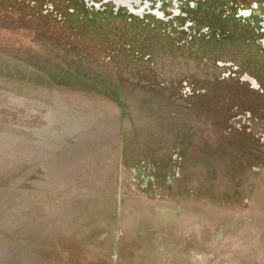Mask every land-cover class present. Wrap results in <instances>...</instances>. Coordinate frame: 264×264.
Returning a JSON list of instances; mask_svg holds the SVG:
<instances>
[{
    "label": "rangeland",
    "instance_id": "rangeland-1",
    "mask_svg": "<svg viewBox=\"0 0 264 264\" xmlns=\"http://www.w3.org/2000/svg\"><path fill=\"white\" fill-rule=\"evenodd\" d=\"M118 8L0 0V264H264L256 102L181 83Z\"/></svg>",
    "mask_w": 264,
    "mask_h": 264
},
{
    "label": "flooded vegetation",
    "instance_id": "flooded-vegetation-1",
    "mask_svg": "<svg viewBox=\"0 0 264 264\" xmlns=\"http://www.w3.org/2000/svg\"><path fill=\"white\" fill-rule=\"evenodd\" d=\"M88 1L123 6L115 15H123L128 25L137 24L144 34L145 42L136 43L138 50L152 61L167 55L175 67L187 68L179 81L194 91L215 90L216 83L230 81L250 94L257 106L250 111L252 128L242 132L246 153L257 154L259 144L264 149V0ZM206 79L210 85L202 83Z\"/></svg>",
    "mask_w": 264,
    "mask_h": 264
},
{
    "label": "trees",
    "instance_id": "trees-1",
    "mask_svg": "<svg viewBox=\"0 0 264 264\" xmlns=\"http://www.w3.org/2000/svg\"><path fill=\"white\" fill-rule=\"evenodd\" d=\"M137 48V47H136ZM138 51V53H141L142 51H140V50H137ZM129 60H131V59H129ZM262 151L263 152V148H262V146L261 145H258V147H257V151L259 152V151Z\"/></svg>",
    "mask_w": 264,
    "mask_h": 264
}]
</instances>
